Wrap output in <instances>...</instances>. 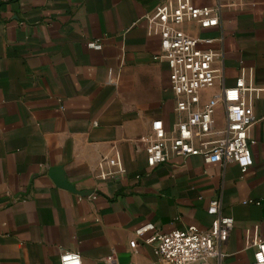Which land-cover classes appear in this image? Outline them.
I'll return each mask as SVG.
<instances>
[{
  "label": "crops",
  "instance_id": "1",
  "mask_svg": "<svg viewBox=\"0 0 264 264\" xmlns=\"http://www.w3.org/2000/svg\"><path fill=\"white\" fill-rule=\"evenodd\" d=\"M165 1L0 0V264H59L64 251L81 264H161L147 239L208 230L214 199L234 220L220 244L224 264L249 263L264 242L263 98L252 102L245 173L199 157L146 165L151 122L169 130L177 117L160 39L146 22ZM191 3L220 8L219 26L182 27L219 55L221 80L202 101L241 74L264 85V0ZM224 122L219 105L216 126ZM148 223L155 231L138 236Z\"/></svg>",
  "mask_w": 264,
  "mask_h": 264
},
{
  "label": "built area",
  "instance_id": "2",
  "mask_svg": "<svg viewBox=\"0 0 264 264\" xmlns=\"http://www.w3.org/2000/svg\"><path fill=\"white\" fill-rule=\"evenodd\" d=\"M148 33L160 39V55L170 71V90L175 101L176 120L165 130L160 120L150 124L146 137V165H161L174 157H199L204 164L235 163L241 173L252 165L250 130L255 120L252 102L264 99V85L253 84L252 76L243 74L230 87L220 85L218 93L205 102L203 93L221 80L216 68L218 52L202 44L210 40L196 38L184 30L185 25L201 29L220 24V8L195 7L191 0H166L146 16ZM90 48L99 49L96 42ZM224 110V125L216 126V110ZM78 198L94 201V193H78ZM244 205L259 206V202L246 200ZM207 213L213 216L208 230L188 226L167 233H154L146 243L153 246V255L161 264H224L220 244L232 232L234 220L220 212V200L210 201ZM153 224L138 228L142 236L154 232ZM59 264H81L76 252L64 251ZM247 264H264V242L255 244L252 260Z\"/></svg>",
  "mask_w": 264,
  "mask_h": 264
}]
</instances>
